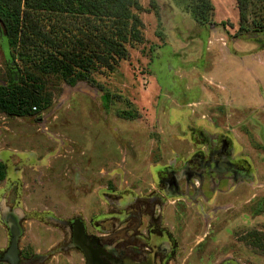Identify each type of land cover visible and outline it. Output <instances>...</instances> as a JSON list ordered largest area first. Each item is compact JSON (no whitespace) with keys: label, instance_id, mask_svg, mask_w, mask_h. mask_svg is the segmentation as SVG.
<instances>
[{"label":"rangeland","instance_id":"1","mask_svg":"<svg viewBox=\"0 0 264 264\" xmlns=\"http://www.w3.org/2000/svg\"><path fill=\"white\" fill-rule=\"evenodd\" d=\"M139 1L143 40L128 45V58L112 70L94 71V82L69 83L59 73L33 70L40 108L24 115L0 111L6 173L0 199L8 191L14 195L13 182H19L18 212L28 215L21 239L44 248L58 231L35 218L34 210L65 217L98 202L105 186L141 201L158 190L162 200L155 211L160 207L166 225H174L189 255L184 264L224 257L264 264V33H239L236 0H212L215 23L204 25L181 0H155L158 25L150 0ZM8 56L0 27V83L8 77ZM218 125L244 155L245 177L214 185L206 168L186 184L174 179L173 169L200 148L201 128ZM194 159L188 164L195 169ZM166 187L174 195H164ZM2 223L0 247L7 241Z\"/></svg>","mask_w":264,"mask_h":264},{"label":"trees","instance_id":"2","mask_svg":"<svg viewBox=\"0 0 264 264\" xmlns=\"http://www.w3.org/2000/svg\"><path fill=\"white\" fill-rule=\"evenodd\" d=\"M181 1L198 24L215 23L212 0ZM150 3L160 25L157 3ZM236 5L239 33H264V0H236ZM141 9L139 0H0V27L9 47L8 77L0 83V111L24 115L40 108L35 84L39 77L33 70L59 73L69 83L94 82V71L112 70L128 58V45L143 40ZM102 98L107 106L108 90ZM3 166L0 161V178L5 174Z\"/></svg>","mask_w":264,"mask_h":264},{"label":"flooded vegetation","instance_id":"3","mask_svg":"<svg viewBox=\"0 0 264 264\" xmlns=\"http://www.w3.org/2000/svg\"><path fill=\"white\" fill-rule=\"evenodd\" d=\"M201 130H204L201 132L204 135L197 143L200 148L195 149L180 167L173 169L172 177L184 179L186 184L190 177L203 176L206 168L214 175V185L217 184L216 179L227 178L230 181L245 177V157L239 153L238 145L232 143L228 130H223L220 125ZM192 159L199 164L195 169L188 164ZM13 184L14 195H9L8 191L0 199V220H3L2 225L7 232V241L0 247V264H11L4 257L12 237L7 225L9 221L20 228L16 242L17 253L13 256L16 264H184L189 256L182 241L174 233V225H166L162 209L159 207L155 211L162 200L158 190L152 192L147 200L141 201L142 196L132 197L121 188L108 186L97 192L98 202L72 211L65 217L51 209L34 210L35 218L47 222L52 226L47 227L58 231L47 246L35 247L32 242L21 239L22 222L28 215L18 212L21 187L19 182ZM162 190L164 195L167 192V195L175 193L169 192L167 187ZM143 215L147 216L144 220ZM189 254L199 258L202 252L190 251ZM234 262L231 257H224L213 264Z\"/></svg>","mask_w":264,"mask_h":264},{"label":"water","instance_id":"4","mask_svg":"<svg viewBox=\"0 0 264 264\" xmlns=\"http://www.w3.org/2000/svg\"><path fill=\"white\" fill-rule=\"evenodd\" d=\"M1 26H3L2 22H1ZM7 225L10 227V231L12 233V237H11V244H10L9 250L6 251L4 257H7L11 264H16L15 263V259L13 258V256L16 255V253H17L16 242H17V236H18V234L20 232V228L13 221L7 222Z\"/></svg>","mask_w":264,"mask_h":264}]
</instances>
